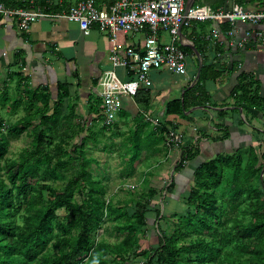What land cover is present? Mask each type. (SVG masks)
Here are the masks:
<instances>
[{"label": "trees", "instance_id": "1", "mask_svg": "<svg viewBox=\"0 0 264 264\" xmlns=\"http://www.w3.org/2000/svg\"><path fill=\"white\" fill-rule=\"evenodd\" d=\"M228 1L203 0L201 3L219 8L224 7ZM247 1L236 0V3L245 4ZM0 2L17 7L27 5L23 0H0ZM44 4L46 5L43 1L41 6ZM52 9L60 10L61 7L53 6ZM219 26L223 31L232 28L228 22H223ZM193 32H196V29H193ZM198 34H202V32H198ZM195 44L203 56L200 78L194 86L185 91L183 99H176L167 104V114L185 116V112L192 105L210 102L212 96L208 92L206 81H216L224 75L235 76L236 82L230 96L235 98V105L238 108H242L245 113L249 108L264 111V97L259 95V85L255 87V80L252 76L248 75L236 62L231 67L224 68H218L214 63L205 64L204 51L196 41ZM183 48L186 52H192V49L187 45H183ZM16 74L15 72L14 75ZM57 88L59 92L53 107L50 106L49 95L43 92L32 95L36 100L30 99L29 107L27 106L28 112L31 113L32 110L37 113L41 112L40 130L38 129L35 136L33 150L26 159L12 165L13 168L16 167L13 172L20 179L19 183L15 182L14 186L9 187L4 181H0V216L6 214L13 217L16 211L24 205L37 208L32 221L25 225L0 221V264H32L29 262L33 261L42 250L45 240L53 230L54 223L59 218L58 210L63 208L67 211L70 224L78 230V233L76 236L66 239L67 249L61 250L60 254L55 257L47 255L40 264H112V261L116 260L115 257L129 262L140 254L146 257L145 264H264V199L252 206L251 217L245 222H240L237 217H232L235 208L240 206L243 201L238 198V195L262 191L264 196V181L260 177H258V182L262 189L255 191L256 187L253 186V182L251 185H246L248 175L256 173L257 169L253 161H249L244 166L241 154L238 152L220 153L216 157L200 160L198 163L196 162L198 160L195 161L194 184L190 187L185 198L186 212L176 219V230L173 234L168 235L165 231L160 232L158 243L152 249L138 251L140 247L135 244V235L139 228L147 225L148 207L150 201L156 198L158 194L156 191L148 194V203L136 202L133 214L122 226V230L127 232L123 242L110 245L98 240L97 230L105 216L112 217L117 214V217L120 218L126 216L127 213L112 203H107L103 195V187L98 185V181L92 178L91 173L82 169L79 176L69 179L60 191L50 183H42L36 187V183L30 180V172L34 171L32 168L34 166L33 159L46 163L47 166L51 164L52 157L49 152L51 137L48 135L47 129L50 120L57 121L63 118V107L67 98L70 97V88L67 82L59 81ZM142 90L136 94L135 98L138 103L147 107L150 103V90ZM89 99L91 106L87 123L101 120L103 126L109 127L108 125L111 124L104 123L101 96L95 93ZM36 101H41V105H37ZM18 103L20 105L21 101L18 100L15 104ZM51 109H53L52 113L47 114ZM71 111L73 112L74 109L71 108ZM218 113L222 115L224 111L220 110ZM238 120V123L242 124L243 120L240 117ZM146 123L148 122H142L139 129L134 130L128 137L130 147L134 151L133 160L138 158L141 150L145 147L141 143L139 130L142 126H146ZM159 129L162 133L167 130L169 133L170 129L176 130V125L165 122ZM262 131L259 130L258 133L264 138ZM226 137H230V130H227L224 137L221 138ZM83 140H81V144L84 142ZM6 146L7 142L0 136V154L5 151ZM241 148L243 147H239V149ZM161 151L162 149H159L156 152L162 154ZM200 154L198 149H181V157L175 171L184 168L186 162L197 159ZM203 155L205 154L203 153ZM261 156L264 158V151ZM262 168L263 166L258 169L262 170ZM175 185L173 179L168 189H174ZM76 188H81L84 197L82 202L73 198ZM35 189L36 193L30 197V192ZM218 189H223L224 196L231 197L232 205L229 206V209L218 197L216 193ZM44 191H48V194H44ZM158 214L159 211H157ZM240 214L242 215V213ZM246 238L248 241H245ZM108 249H113L112 253H115L116 256L111 257ZM85 252H87L86 255ZM129 252L130 256L126 258L125 254ZM108 253L109 255H107ZM86 256L88 257L85 260Z\"/></svg>", "mask_w": 264, "mask_h": 264}, {"label": "rangeland", "instance_id": "2", "mask_svg": "<svg viewBox=\"0 0 264 264\" xmlns=\"http://www.w3.org/2000/svg\"><path fill=\"white\" fill-rule=\"evenodd\" d=\"M197 2L201 3L203 0ZM16 73L3 85L0 83V136L7 142L5 151L0 154V181H4L9 187L20 181L13 172L16 167L13 168L12 165L29 156L34 147L37 131L40 130L41 112L37 113L35 110L34 112L32 110L33 113L28 112L30 99L36 100L32 95L39 92L49 95L50 106L53 107L59 92L57 83L59 81L67 82L59 78L50 80L47 75L41 77L36 71L35 73L34 71L27 73L18 71ZM18 100L21 101L20 105L19 103L15 104ZM36 102L37 105H41V101ZM90 106V99H88L87 105H83L78 94H70L63 107V118L57 121L50 120L47 129V133L51 137L49 149L52 157L51 164L47 166L46 163L33 159L34 166L32 168L34 171L30 172V180L36 183V187L42 183H50L60 191L69 179L79 176L82 169L91 173L92 178L98 181L100 187H103V195L107 203L110 202L127 213L126 216L120 218L117 217V214L112 217L105 216L100 222L96 237L110 245L123 242L126 238L127 232L122 230V226L133 214L136 202L148 203V194L156 191L158 194L150 201L148 207L147 225L139 228L135 235V244L140 247L138 251L150 250L158 243L161 231H165L168 235L175 232L176 219L186 212L185 198L190 187L194 184L193 170L197 159L186 162L184 168L176 171L181 153L177 154L175 149H162V154L156 151L146 152L143 149L138 158L133 160L134 151L128 140L129 135L134 131L133 126L129 123L120 125L113 121L111 125H108L109 127H105L103 121L99 120L88 124L87 117ZM71 108L74 109L73 112ZM52 111L53 109L47 114H51ZM246 111L251 112L250 110ZM260 112L264 117V111ZM243 113L246 115L245 111ZM242 120L245 122L244 119ZM250 123L253 125V131L248 136L249 138L243 137L250 141L248 146L241 149L238 147L205 149L208 157L201 152L199 158L205 160L216 157L220 153H240L244 166L249 161L255 162L257 172L248 175L246 185H251L253 182V186L256 187L255 191H258L262 189L259 186L258 177L264 181V158L261 156L264 151V138L258 133V127L263 128L262 132H264V122L260 120L258 125L257 120H250ZM146 124L149 126L148 123ZM165 132L167 133L168 130ZM82 139L84 142L81 144ZM141 143L144 146L143 141ZM36 162L38 164H35ZM262 166V170L258 169ZM183 173L185 178L180 175ZM173 179L176 185L174 189L170 190L168 186ZM35 193L36 189L32 190L30 197ZM216 193L229 209V206L232 205L231 197L224 196L223 189H218ZM44 194H48V191H44ZM244 195H238V198L243 201L232 214V217H237L240 222L249 219L252 206L264 199L262 191ZM73 198L79 202L84 200L81 188H76ZM36 211L37 208L24 205L16 211L13 217L3 214L0 216V221L25 225L32 221ZM157 211H159L158 215ZM58 214L59 218L54 223L53 230L45 240L42 250L29 263L40 264L47 255L55 257L60 254L61 250L67 249L66 239L77 235L78 230L70 224L67 211L64 208L59 209ZM246 239L244 240L248 241V238ZM112 250L108 249V252L111 257H115ZM130 252L125 254L126 258L130 256ZM86 253L84 254L86 255ZM115 258L116 260H113L112 264H145L146 261V257L142 254L129 259V262L122 258Z\"/></svg>", "mask_w": 264, "mask_h": 264}, {"label": "crops", "instance_id": "3", "mask_svg": "<svg viewBox=\"0 0 264 264\" xmlns=\"http://www.w3.org/2000/svg\"><path fill=\"white\" fill-rule=\"evenodd\" d=\"M259 6V0L245 3L248 9H258ZM195 22L198 24L195 25ZM195 22L190 26H183L184 41L195 47L196 41L202 47L205 64L214 63L218 68H224L231 67L234 62L238 63L239 67L255 80V87L259 85V95L264 97V42L253 40L250 35L245 47L236 44L247 37L248 33L264 31V23L251 25L237 22L233 27V34L226 35L214 34L216 24L212 21ZM193 29H196V32H193ZM145 36L144 32H118L115 40H112L98 25H93L89 32L85 33L77 22L66 18L41 19L32 24L28 31H21L12 19H6L0 27V83L3 85L15 72L36 71L41 77L49 76L50 80L59 78L67 81L70 94H78L81 104L87 105L91 95H98L99 81L104 72L112 68L114 45L120 46L121 49L130 45L139 47L144 43ZM165 38L168 40L167 34ZM187 54L185 75L169 69L151 71L153 85L143 88L144 91L150 90V103L147 107L138 103L135 97L122 96L115 123H129L134 130H138L139 125L147 121L151 127L146 125L139 130L146 152L175 149L178 154L181 149L193 148L201 149L200 153L206 155L205 149L246 147L250 141L243 137L249 138L253 131L250 120H257L259 125L260 120L264 122V117L263 113L255 108H249L252 113L248 111L244 115L243 109L235 105V98L230 96L236 82L235 76L224 75L216 81L207 80L206 87L212 100L205 104L192 105L185 112V116L166 113V106L170 101L183 99L185 91L196 84L193 83L203 56L194 49ZM116 72L121 79L126 78L123 67H116ZM220 110L224 111V114L220 115ZM241 116L245 122L239 124L238 118ZM165 122L176 125V130H170L181 135V141L171 147L167 145L169 133H162L159 129ZM258 129L263 130L261 127ZM227 130H230V137L221 138ZM199 157L201 156L197 157L198 161L195 160L197 163L200 162ZM180 175L184 177V173Z\"/></svg>", "mask_w": 264, "mask_h": 264}, {"label": "built area", "instance_id": "4", "mask_svg": "<svg viewBox=\"0 0 264 264\" xmlns=\"http://www.w3.org/2000/svg\"><path fill=\"white\" fill-rule=\"evenodd\" d=\"M14 1V0H11ZM17 1V0H15ZM27 5L17 7L0 2V27L6 19H12L18 29L28 31L32 24L41 19L56 20L66 18L77 22L80 29L88 33L93 25H98L115 40L118 32L146 33L144 43L112 49V68L102 75L98 94L102 98L101 110L104 123L111 124L118 117L120 99L124 95L135 97L143 88L153 85L151 71L169 69L175 73H187L188 54L183 48L179 29L184 18L186 0H23ZM43 1L46 3L41 6ZM232 9L227 5L214 8L210 4L196 2L189 10L184 25L195 21H212L216 26L214 34H233L237 22L251 25L264 23V0L258 9H248L245 4L234 0ZM249 2L253 0H248ZM229 2V1H228ZM60 6V10H53ZM228 22L232 28L223 31L219 26ZM168 35V40L165 38ZM264 42V31L256 30L236 43L240 47L250 39ZM249 38V39H248ZM116 67L125 69L126 78L121 79ZM181 141V135L170 130L167 145Z\"/></svg>", "mask_w": 264, "mask_h": 264}, {"label": "water", "instance_id": "5", "mask_svg": "<svg viewBox=\"0 0 264 264\" xmlns=\"http://www.w3.org/2000/svg\"><path fill=\"white\" fill-rule=\"evenodd\" d=\"M198 0H186V7H185V11H184V18H183V21L181 23V26H180V29H179V35L182 39V43L183 45H187V46H190L192 49H194L196 51V53H199L197 48L195 47V45H192L190 44L188 41L185 42L184 41V35H183V26H184V23L186 21V16H187V13H188V10L197 2ZM234 0H229V2L226 3V5L228 6V8L231 10L232 9V6L234 4ZM199 55V54H198ZM202 66H203V61L200 59V64H199V68H198V72L196 74V77H195V80H194V83L195 84L198 79L200 78V75H201V70H202ZM192 84V85H193Z\"/></svg>", "mask_w": 264, "mask_h": 264}]
</instances>
